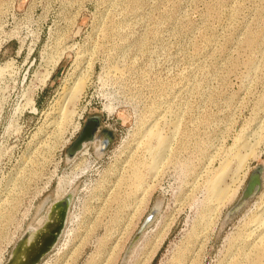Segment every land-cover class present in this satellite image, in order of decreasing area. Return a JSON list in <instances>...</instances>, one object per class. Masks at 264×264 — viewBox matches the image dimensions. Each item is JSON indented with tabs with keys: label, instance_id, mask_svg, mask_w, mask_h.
Returning a JSON list of instances; mask_svg holds the SVG:
<instances>
[{
	"label": "rangeland",
	"instance_id": "rangeland-1",
	"mask_svg": "<svg viewBox=\"0 0 264 264\" xmlns=\"http://www.w3.org/2000/svg\"><path fill=\"white\" fill-rule=\"evenodd\" d=\"M69 195L36 264H264V0H0V264Z\"/></svg>",
	"mask_w": 264,
	"mask_h": 264
},
{
	"label": "bare ground",
	"instance_id": "bare-ground-1",
	"mask_svg": "<svg viewBox=\"0 0 264 264\" xmlns=\"http://www.w3.org/2000/svg\"><path fill=\"white\" fill-rule=\"evenodd\" d=\"M76 87H77V89H79V86H76ZM74 89H75V87L73 88L71 86V88H69L67 93L69 94L72 91L74 93ZM77 127H79V126H77ZM151 134L155 138L154 141H156V144L160 150H163L169 146V142L171 141L169 139L170 135H166V134L162 133L161 131H156L155 133L151 132ZM140 139L136 142V146H137L136 149H138V147H143L142 149H144L146 147V153L147 154L145 153V150H144V153H142V154H144L145 156L146 155L150 156V154L152 153V151H151L152 143H150V141H148V142H146V144L144 146H142V144H144V143ZM85 142H87V141H85ZM84 143L82 144L81 147L77 148L76 150L71 152L69 155H71V156L74 155L75 152H77V150H79V149H81V150L85 149L83 146ZM253 149L254 148L252 147L250 149V151H246V152H241L240 150H242V149H239L234 153L235 155L232 154L233 157H235V156L237 158L239 157V160H237L238 161V166H236L237 168L238 167L240 168L243 165V163H245L246 160H248L250 155L255 154ZM160 159H161V157L157 156V153H156V155L153 156V163L144 165L145 170L147 172H149L152 170L151 168L153 166H156V168H157V165H159L158 162H160ZM231 159H233V158H231ZM231 159H229L228 157L226 158V160L223 162V165L218 169V173L215 175V181H213V186H212L213 197L218 202H224V200L227 199L230 194H232V188L231 187L226 188L220 184V181H221L220 177L224 174V172L227 170V168H229V163L231 161L236 160V159H234V160H231ZM130 161H131L130 164H131L132 168H135L134 169L135 173L132 176H129V178H131V180H132V183H131L132 186H135L136 183L138 182V180L141 181L142 173L137 171L138 167L136 166V164L138 161L137 160L136 161L130 160ZM236 164L237 163H235L233 165H236ZM133 165H134V167H133ZM148 176H150V175H148ZM69 177H70V179H72V176H69ZM70 179H68V180H70ZM59 186H60L61 192L65 191L66 186H64V187L62 185H59ZM233 190H235V189H233ZM58 192H59V190H58ZM69 199H70V195L68 196L67 200L66 199L65 200H60V199L54 200V202L52 203L51 210L48 213L46 220L41 224L38 223L36 225L29 226L30 228H29L27 234L24 236H21V238L17 241L13 252L11 253L10 257L8 258L7 262H9V260H10L9 264H32V262H31L32 257H34L39 251L47 250L49 247H51L53 245L54 241L51 242L52 234L56 230V227L59 226L60 224H63L64 221L66 220V213H67V206H68ZM4 200H7V198ZM263 210H264V208H263ZM152 214H153V212L147 218L146 222H148V220L150 219ZM146 222L142 225V228H144ZM139 233L140 232H138V234ZM7 262H5V264Z\"/></svg>",
	"mask_w": 264,
	"mask_h": 264
},
{
	"label": "water",
	"instance_id": "water-1",
	"mask_svg": "<svg viewBox=\"0 0 264 264\" xmlns=\"http://www.w3.org/2000/svg\"><path fill=\"white\" fill-rule=\"evenodd\" d=\"M98 125H99V118L97 116L89 117L86 120L80 135L73 142V144L71 146V152H73L77 148L81 147L85 141L92 140L95 137L94 135H95V131H96ZM261 174H262V167L261 166H258L255 168V170H253V172H252V174H251V176L247 182V185H246L245 189L243 190L241 198L238 200V202L235 204V206L232 209H235L238 206H240L246 199H248L251 195H253L260 188L261 182H262ZM62 225L63 224H60L59 226L56 227V230L52 234L51 242L56 240L57 236L59 235V233L61 231ZM45 251L46 250L39 251L34 257H32V259H31L32 264H36L38 259L41 257V255ZM9 262H10V260H9ZM9 262H7L6 264H9Z\"/></svg>",
	"mask_w": 264,
	"mask_h": 264
},
{
	"label": "flooded vegetation",
	"instance_id": "flooded-vegetation-1",
	"mask_svg": "<svg viewBox=\"0 0 264 264\" xmlns=\"http://www.w3.org/2000/svg\"><path fill=\"white\" fill-rule=\"evenodd\" d=\"M87 147V146H86ZM87 150H88V148H87ZM71 153V147L69 148V154Z\"/></svg>",
	"mask_w": 264,
	"mask_h": 264
}]
</instances>
